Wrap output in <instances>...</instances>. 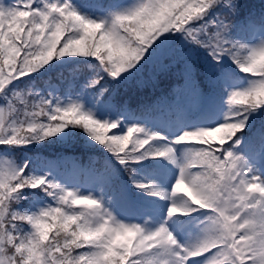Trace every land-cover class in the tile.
I'll return each instance as SVG.
<instances>
[{
  "label": "snow or ice",
  "instance_id": "snow-or-ice-1",
  "mask_svg": "<svg viewBox=\"0 0 264 264\" xmlns=\"http://www.w3.org/2000/svg\"><path fill=\"white\" fill-rule=\"evenodd\" d=\"M239 8V0H133L129 7L93 19L77 11L70 0H17L10 7L0 3V146L26 148L66 128L79 127L121 165L128 166L149 155L176 163L173 145H195L177 165L179 172L170 192L153 187L151 182L133 183L149 195L169 199L166 219L176 213V196L187 198L182 214H190V208L208 212L201 237L182 246L164 223L146 229L121 222L103 207L100 198L78 194L45 176L32 174L27 161L18 164L0 157V264H264V225L256 223L245 241H240V233L234 237L217 234L224 215L221 209L233 201L243 205L242 215L251 213L254 221L264 219V193L259 191L264 188V180L252 174L240 154L243 150L250 158L264 157V133L243 147L238 138L248 126L250 115L264 107V73L242 72L246 85L233 81L225 88L229 108L221 122L183 131L159 147L152 142L166 137L136 124L120 126L119 116L125 114L126 105L120 104L116 93L104 101V110L117 118L101 120L75 101L62 103L51 95L41 96L16 85L17 81L29 83L54 59L72 56L97 58L98 67L114 80L123 77L124 82H132L139 76L135 82L142 86L145 65L151 64L155 70L165 55L185 57L181 49L168 46L173 34L180 33L216 61L207 64L209 82L222 87L231 79L221 63L225 57L240 70L242 54L247 64L264 53V38L254 44L243 42L257 34L264 36V15L251 17L237 28L234 22ZM146 19L151 23L133 26L132 21ZM110 38L121 46L115 54L109 50ZM191 70L185 60V72L190 74ZM102 80L98 75L89 87L96 88ZM109 91L105 87L98 97ZM192 91L201 99L198 84ZM224 126L228 131L221 134ZM109 129L113 131L105 135ZM95 166L101 172L105 170L104 165ZM187 180L202 192L205 206L185 196ZM249 184L256 185V190L249 192ZM37 188L53 203L35 212L21 211L18 205L25 198L24 190ZM77 228L91 235L81 239ZM108 229L113 230L111 239L105 235ZM137 234L141 241L133 244Z\"/></svg>",
  "mask_w": 264,
  "mask_h": 264
},
{
  "label": "trees",
  "instance_id": "trees-1",
  "mask_svg": "<svg viewBox=\"0 0 264 264\" xmlns=\"http://www.w3.org/2000/svg\"><path fill=\"white\" fill-rule=\"evenodd\" d=\"M128 1L131 0H70L77 11L83 15L90 10L92 12L94 9L99 10V13L103 15H107L108 12L118 10L120 6H124ZM0 2L5 7H10L17 0H0ZM239 4V12L234 22L237 28L242 22L247 21L251 17L264 15V0H239ZM260 37L261 35L257 34L255 38L244 40L243 42L253 44ZM179 47L178 49H181L186 54L185 57L177 59L168 55L163 56L160 60L161 66L158 69L149 70V68H146L144 70L143 79L145 82L142 86L135 82L140 79L139 76L134 78L132 82L122 81L114 84L116 81L108 75L106 76L104 71L98 67L99 60L91 57L54 59L49 65L34 74L29 83H20L19 85L24 87V90H32L38 93L42 91L43 96L53 95L58 99L78 97L82 93L92 94L94 101L97 99L100 101L95 103L103 107L104 101L112 93H116L120 104L126 105V112L119 116V120L127 124H156L157 127H161L160 123L164 121V123L173 126L176 123H184L185 114L190 111L191 113L187 117L189 128L196 129L213 126L221 121L222 115L228 106L226 102L228 95L225 88L232 86L233 81L239 82L240 85L244 84V81H246L245 77L242 76L243 73L232 60L228 58L229 63H224V61H221V63L224 66V71L231 74V79L225 82L222 87H213L209 82L207 64L209 62L215 64L216 61L211 60L205 49L188 40L184 42L182 47ZM185 60L191 64L192 70L190 74L185 72ZM98 75L103 76L101 83L96 88L89 87L91 81L97 78ZM29 79L27 77L25 81H29ZM194 84L199 85L201 99H197L193 95ZM105 87L110 90L109 93L105 94L103 98L98 97V93ZM109 116L116 117L115 114H109ZM262 133H264V107L252 113L248 120V126L243 132L238 133L242 147L254 142ZM0 151H7L6 146H0ZM240 154L244 156L247 164L252 165V167L260 165L264 172V157L250 158L247 152L243 150H241ZM10 156H15L18 164H23L24 160L30 158L28 170H31L32 173L37 172L38 168L49 175L59 173L66 178L71 177L75 169L81 166L85 171H91L96 175L105 173L107 178L112 179L113 167L111 162H117V159L105 147L99 145L98 142L92 140L84 133L81 128L77 127H69L63 134L51 137L35 146L14 149ZM135 162L138 164L132 166L137 169L134 172L143 178H152L161 182L156 169H159L158 166L162 163H157L156 160H139ZM97 163L105 166L103 172L96 168L95 165ZM83 176L81 180L85 181L88 175ZM118 184L122 185L124 192L114 190L113 187H117L116 183L109 184L107 191L112 197L114 194H118V196H121V193L123 196L127 194L131 196L130 200L132 199L131 201L137 207L139 204V206L152 208L154 211L159 209L151 204L149 199L136 196L140 192L137 189L135 190L129 178L119 180ZM131 188L134 189L132 195L130 194ZM29 190H25V199L19 202L18 207L21 211L24 208H29L30 206H27L30 205L29 202L34 201V197L29 195V193L40 195V197L45 196V194L40 192H31ZM26 212L29 211L26 210ZM143 213V218L149 215L145 212ZM148 218L150 220V217ZM144 223L147 222L145 221ZM25 228L27 229V227ZM193 230L195 234L198 233L197 227ZM51 235L50 233V238Z\"/></svg>",
  "mask_w": 264,
  "mask_h": 264
},
{
  "label": "rangeland",
  "instance_id": "rangeland-1",
  "mask_svg": "<svg viewBox=\"0 0 264 264\" xmlns=\"http://www.w3.org/2000/svg\"><path fill=\"white\" fill-rule=\"evenodd\" d=\"M132 3H133V0L128 1L126 4L124 3L125 4L124 6H120L118 8V10H120L122 8L129 7V6H131ZM84 15L89 16L90 18H93V19H96L97 17H100V16H106L105 14L103 15V14L99 13V10H97V9L92 10V12L90 10L89 12H87ZM176 36H178V37H176ZM261 38H264V36H261L260 39ZM161 39H163V37H161ZM259 40L255 43H258ZM184 42H187V40H185L184 37L180 33H175V34H173V39L168 41V46L171 48H177L178 49V46L182 47V45H184ZM155 46L156 45L154 44L153 47H155ZM151 50L152 49L150 48L149 52ZM70 58H74V57L66 56V57H63L61 59H70ZM146 58H147V54L145 56V59ZM229 59H228V57H225L223 59L224 63H229ZM143 63H144V61L142 60L141 64H143ZM137 67H139V65H137ZM146 68H149V70H151V69H153V66L151 64H147V65H145L144 70ZM131 71H135V69H132ZM104 73L106 74V76L108 75L110 78H112L107 72H104ZM124 76H127V73H125ZM242 76L245 77V74L243 73ZM26 78L27 77H25V79ZM115 81L116 82H114V84H117V82H122L123 77L121 78V80H115ZM244 82L245 83L242 84L241 86L246 85V81H244ZM20 83H22V82L17 81L16 85L18 86L19 89H23L24 87H21L19 85ZM41 92L42 91H39V95L43 96V94ZM35 93H38V92H35ZM52 97H54V96L52 95ZM59 100L62 103L67 102L68 100L75 101V102L81 104L83 109L92 111L93 115L97 119L103 120L105 118H108V119H115L116 118V117L109 116V114L104 110V107L102 105L96 104L92 94L82 93L78 97H73V98L70 97L69 99L63 98V99H59ZM226 102H227V100H226ZM228 108H229V106L226 107V109L222 115L221 121L223 120L225 114L228 112ZM190 113H191L190 111L186 112L184 123H182V124L176 123V125H174L170 130H168V128L164 126V124H165L164 121H162L160 123V125H162L161 127H157L156 124L149 125V124H144V123L136 124V125L143 127L146 130L148 129L150 132H156L162 137H166L167 138L166 140H168L169 142L159 141V140L152 142L154 146L159 147L161 144L170 143L173 137L180 135L181 132H183V131L194 130V129L189 128L187 125L188 124V118L187 117L189 116ZM119 121H120L121 127L128 126L131 124H135V123L127 124L126 122H123L122 120H119ZM77 128H79V127H77ZM67 129L68 128L64 129L60 134H58V136L63 134V132L66 131ZM112 131L113 130L109 129L105 133V135L111 134ZM36 144H40V143H33L31 145H28V147H32L33 145L35 146ZM194 147H197V146L187 145V144H175V145H173V148H174L173 155L175 156L176 163H173L170 159H168L166 157H154L151 155L142 159V160H156L157 163L158 162L162 163V165H164L170 169V172H168L165 176H163L164 178L159 177L161 182L154 180L152 178H143L138 173L134 172V170H137V169H134V167H132V166L137 165L138 163L132 162L128 166H124V165H121L118 160H117L118 163L117 162L115 163V161L111 162V166L113 167V171H112L113 178L112 179L107 178L105 173H102L101 175H96L95 173H93L91 171H88V173L84 172V169L81 166L77 167L75 169L73 175L69 178H66L64 175H60L59 173H56L54 175H49L48 173H44L42 170H40L38 168H37V172H33L32 174L45 176L46 179H51L66 189L77 191L78 194L87 195L90 193L93 197L100 198L102 201L103 207H106L109 211H111L113 213V215L118 220H120L121 222L136 223V224H139L146 229H154V228L158 227L161 223H164V225L167 227V229L173 234V236L177 240V242L183 246V245H186L188 243H195L201 237L202 232H203V228L205 226V222L207 220L208 212L207 211L196 212L190 208L189 209L190 214H188V215L175 214V215L171 216L170 218L166 219L165 218V211L170 206V203H171L169 201V199H167L165 197H161V196L149 195V193L147 191H141V190L137 189L133 183V180L143 182V183L151 182L153 187H156L160 190H163L166 193L170 192L172 184L174 183L175 179L177 178V175L179 172L177 165L180 163V161L183 160L184 153L186 151H188L189 149L194 148ZM226 147H227V145H226ZM6 149H7V151H0V157L6 156V157H9L11 159L16 160V162H17L18 160L15 158V156H10V154L14 149H19V148H11L10 149V148L6 147ZM154 158H156V159H154ZM25 161H27L28 165H29L30 158L24 160V162ZM246 166L250 167L252 169V174H254L257 177H259L260 179L264 180V172H263L262 166L255 165L254 167H252V165L250 166L249 164H247ZM127 173H129V174H127ZM86 175H88L87 176L88 178L85 179V181L81 180L82 176L85 177ZM125 178H129L133 187H135V190L137 189L138 192H140V194H142V195H140L139 193L136 192L137 193L136 196H141V197H145V198L149 199L151 204H153L154 206H157L159 208L156 213L149 214V215H151L150 220H148L149 219L148 217H144L143 219L139 217V213L147 212L150 210V209H148V207L141 206V205L139 206V204L137 207L131 201L132 199L130 200L131 196H129L127 194L124 196L122 195V193H121V196H118V194H114V196L112 197V195L109 194V192L107 191L109 184L111 185V184L116 183L117 187H113L114 190L117 192L118 191L124 192L122 185H119L118 181L119 180H125ZM110 182H112V183H110ZM257 184H259V180H257ZM132 185H131V187H132ZM25 190H29V189H25ZM25 190H24V192H25ZM29 191H31V192L34 191L37 193L40 192L42 194H45V196L40 197V195L31 194L34 197V201L29 202L30 205H27V206H30V207L24 208L23 209L24 212H26V210H28L29 212H35V211H38L40 208H43L46 204H52L53 203L52 198L49 197L45 192L41 191L39 188L30 189ZM29 191H27V192H29ZM133 192H134V189L131 188L130 194L132 195ZM150 198H152V199H150ZM173 199L178 202V201H186L187 198L184 196H176V197H173ZM72 207L86 208L87 206H85V205H73ZM136 208H138V210H136ZM149 215H147V216H149ZM189 220H193V221H189ZM145 221L147 223H144ZM25 227L28 228V225ZM196 227L198 229L197 230L198 233L195 234L193 229ZM133 244H135V239H133Z\"/></svg>",
  "mask_w": 264,
  "mask_h": 264
},
{
  "label": "clouds",
  "instance_id": "clouds-1",
  "mask_svg": "<svg viewBox=\"0 0 264 264\" xmlns=\"http://www.w3.org/2000/svg\"><path fill=\"white\" fill-rule=\"evenodd\" d=\"M132 23L133 26L135 27L137 24L140 23H151V20L146 19L143 21H132ZM108 44H109V50L114 54L116 53V50L121 47L116 40H113L111 38L108 40ZM244 61H245V56L242 54L241 67H240L241 72H250L253 73L254 75L259 73H264V53H261L258 56H256L250 63L245 64ZM227 131H228L227 126H224L221 129V134ZM247 187L249 192H252L257 188L256 185H252V184H249ZM185 188L186 191L184 194L185 196L188 197L189 200H191L193 203L199 200L201 202V206L202 207L205 206V200L202 192L194 184H192L190 180L185 181ZM259 191L264 193V188L259 189ZM183 203L184 201L177 202L175 214H182ZM94 204L95 202H93V205ZM242 209H243V205L237 204L235 201L231 202L230 204H226L222 207L221 210L224 213V215L223 217L220 218L219 221L218 232H217L218 235L224 236L227 234L230 237H234L235 234L240 233V241H245L246 236L250 237L251 230L255 227L256 223L264 225V219L260 221H254V218L252 217L251 213L247 215H242ZM169 211L171 212V208L169 209ZM138 226L139 225L137 224V227ZM76 232L81 233L79 238L85 240L87 239L88 236L91 235V232H83V230L80 228H77ZM123 234L124 232L122 230L120 235L123 236ZM105 235L108 236L109 239H111V237L113 236V230L112 229L106 230ZM58 238L61 240L64 239V237L60 236L59 233H58ZM140 241H141V236L137 234L135 238V244H138ZM237 243H239V241ZM124 246L127 247V242L125 243ZM32 254L33 256L37 255L36 253H32ZM90 264H93V262L90 261Z\"/></svg>",
  "mask_w": 264,
  "mask_h": 264
}]
</instances>
